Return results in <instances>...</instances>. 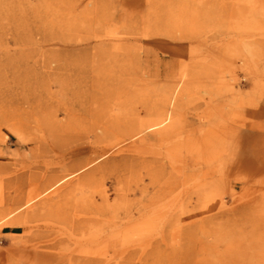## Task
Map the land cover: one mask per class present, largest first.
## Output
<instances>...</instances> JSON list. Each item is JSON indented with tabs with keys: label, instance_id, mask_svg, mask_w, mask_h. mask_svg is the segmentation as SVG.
Returning a JSON list of instances; mask_svg holds the SVG:
<instances>
[{
	"label": "rangeland",
	"instance_id": "rangeland-1",
	"mask_svg": "<svg viewBox=\"0 0 264 264\" xmlns=\"http://www.w3.org/2000/svg\"><path fill=\"white\" fill-rule=\"evenodd\" d=\"M178 3L181 14L171 19L167 12ZM169 5L85 0L79 26L69 20L61 66L53 64L48 75L33 66L15 79L13 70L0 71L6 75L0 80V210L44 182L43 175L85 173L32 207H19L14 216L26 228L7 223L10 217L0 221V264H79L81 255L70 257L67 249L93 236L102 264H264V0ZM170 92L173 100L177 95L175 109L172 103L168 108L174 109L172 133L166 140L151 137L152 150L165 176H187L190 188L161 201L141 222L128 223L125 212L137 215L141 195L118 199L102 172L110 154L84 164L93 139L85 130L89 110L147 118L137 106L164 103ZM223 162L226 175L220 176ZM86 177L99 179L90 189L97 202L106 191L116 207L88 213L93 222L71 240L63 221L50 218L47 227L40 218L66 210L67 203L60 205L70 191L72 204L86 205ZM197 195L211 207L180 208L188 197L197 203ZM112 230L116 244L107 251L101 241ZM55 236L64 241L50 249ZM124 247L134 252L128 262L121 258Z\"/></svg>",
	"mask_w": 264,
	"mask_h": 264
},
{
	"label": "bare ground",
	"instance_id": "bare-ground-1",
	"mask_svg": "<svg viewBox=\"0 0 264 264\" xmlns=\"http://www.w3.org/2000/svg\"><path fill=\"white\" fill-rule=\"evenodd\" d=\"M172 1L161 0L163 6L170 2L169 7ZM84 2L85 0H0V71L3 68L13 70L12 78L15 79L22 78V71L27 72L25 69L30 70L29 68L33 66L43 68L42 73L44 75L49 74L53 64L61 66L64 60L63 46L65 37L68 32V26L71 23L69 20H74L79 26ZM147 3H152V0H147ZM167 13H169L168 16L171 19L180 15L179 3L175 8H170ZM78 26L77 28H79ZM55 43L58 44V47L55 49L56 51H53L50 46ZM34 75L37 76L35 73ZM5 76L0 72V80ZM173 94V92H170L164 103L149 105L143 102L139 107L137 106V114L145 112L147 118H136L132 116L134 113L131 116L106 115L98 107H95L93 111L89 110L92 120H90V126L85 128V130L92 134L93 139L85 147V150H89L90 154L86 157V163L84 164L90 165L96 158L110 154L103 162V165L109 166L104 169L102 167V172L109 175L108 177L118 199L121 197L128 198L130 195L134 197L137 194L141 195V200L139 204H136L135 208L136 216L128 210L131 207L130 205L127 206L128 211L125 210L127 211L125 216L127 218L130 217L128 223H133V221L141 222L145 216L151 213L149 211L156 208L161 201L172 197L178 190L190 188V186H187V176L180 177L173 174L165 176L161 160L157 153L153 154L152 150V138L165 139L172 133V113L174 112L177 98L176 95L173 100ZM121 103L119 102V106L126 109V104ZM171 103L174 109L169 113L168 108ZM102 108L104 109V106ZM83 110L87 113L86 110L88 109L83 108ZM249 113L256 114L251 111ZM129 139H132L130 143L125 144L124 142ZM235 144V147L239 149L237 141H235ZM101 165L102 163L96 168ZM189 165L194 166L193 162H188L186 166L188 167ZM226 165L227 162H223L219 166L220 168L217 169L220 176L226 175ZM177 171L180 172L179 168ZM75 175L77 173L70 174V176H65L64 178L59 177L57 174L43 175V177L46 176L44 182L39 183L38 186L31 183L30 186L32 185L34 188L24 195L16 194L14 200H12L13 204L0 210V221L5 217H10L7 223L18 224L26 228L27 222L22 221L19 215L14 216L15 211L19 207V210L32 207L35 204L34 201L39 198L40 200L49 198L53 193L60 191L61 188L71 184L75 179H80L85 173L79 174L76 178L74 177ZM146 177L149 181L147 184L144 181ZM98 180L95 178L91 180L86 177L82 181V185L90 190L93 185L95 186L98 183ZM132 185L134 186L132 187ZM94 192L90 190L91 194L87 196V204L82 206L72 204L75 194L70 191L66 197H63L65 200L60 205V207H63L67 203L66 210L58 213L49 211L40 219H47L44 220V224L47 227L49 225L48 220L51 222L50 218H54L53 220L56 221H63L72 231L68 239L73 237L75 240V237L86 228L87 224L91 221L93 222V217L89 215L90 213L112 210L116 207L115 204L114 206L109 204L110 195L106 191H103V193L99 192L100 203L95 199ZM179 194L180 191L173 200H176ZM197 196V203L194 204L192 197H188L180 204V208L184 209L186 207V209L189 210L191 208L190 210H192L200 206L204 208L211 207L209 200L203 197L200 198L199 195ZM84 208L89 210L86 213L78 210ZM131 210L133 209L131 208ZM104 237L101 243H104V247L108 249H106L107 251H111L109 248L113 249L116 244V239H114L115 232L113 230L106 231ZM63 241L64 238L55 236L47 244L48 248L57 249ZM76 241L78 242L76 248L67 249L70 257L77 251L81 255L79 264H102L101 259L94 257L98 252L93 247L94 243L98 241L96 236L95 238L93 236L92 238ZM65 252L64 256L67 257ZM120 254L122 260L128 262L134 252L124 247Z\"/></svg>",
	"mask_w": 264,
	"mask_h": 264
}]
</instances>
